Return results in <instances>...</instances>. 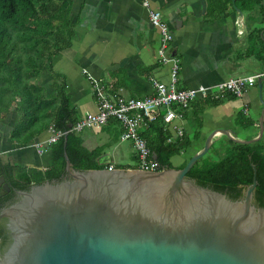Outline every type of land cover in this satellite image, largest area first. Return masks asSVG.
Wrapping results in <instances>:
<instances>
[{"label": "water", "instance_id": "1", "mask_svg": "<svg viewBox=\"0 0 264 264\" xmlns=\"http://www.w3.org/2000/svg\"><path fill=\"white\" fill-rule=\"evenodd\" d=\"M257 84L258 137L215 129L182 169L77 171L65 154L69 180L16 191L0 176V187L21 197L0 211L11 237L0 264H264V210L252 205L256 167L242 201L187 178L216 135L240 144L262 138Z\"/></svg>", "mask_w": 264, "mask_h": 264}, {"label": "crops", "instance_id": "2", "mask_svg": "<svg viewBox=\"0 0 264 264\" xmlns=\"http://www.w3.org/2000/svg\"><path fill=\"white\" fill-rule=\"evenodd\" d=\"M224 1L152 0V8L162 12L174 36L171 53L181 63L179 87L212 86L229 78L260 74L264 102V0L261 9L237 10L228 17L218 7ZM72 20L76 23L72 47L53 59V70L66 77V92L79 118L97 110L92 79L104 84L108 96L124 99L150 97L155 93L154 81L169 82L170 64L159 57L160 34L149 23L141 0H74ZM53 84V75L43 72L41 85L50 98L56 97ZM259 95L257 85L240 99L225 95L218 104L196 101L189 111L192 119L202 120L198 135L205 141L213 130L226 129L237 139L257 138L263 111ZM16 108L0 124V157L21 168L46 170L50 151L41 153L35 144L50 137L49 129L32 145L12 140L11 131L21 118ZM189 128L181 130L185 139L194 134ZM242 129L248 132L240 136L237 132ZM113 133L114 125L109 124L81 136L88 149L104 152L101 159L108 168L127 169L115 165L113 157L121 151L108 150ZM223 136L216 135L212 145Z\"/></svg>", "mask_w": 264, "mask_h": 264}, {"label": "trees", "instance_id": "3", "mask_svg": "<svg viewBox=\"0 0 264 264\" xmlns=\"http://www.w3.org/2000/svg\"><path fill=\"white\" fill-rule=\"evenodd\" d=\"M73 4L74 0H0V124L16 106L21 118L10 137L17 143L32 145L51 126L67 135L66 144L64 135L49 149L50 161L46 170L21 168L0 157V176L5 177L12 190L29 191L35 185L62 181L67 176L65 154L77 171L108 168L101 159L104 152L99 148L88 149L82 136L73 131L72 127L79 119L78 111L66 92V77L53 70V59L70 49L75 38ZM218 7L228 17L230 12L237 10L245 13L261 9L263 3L262 0H225ZM45 71L54 77L55 98L47 96L41 85ZM210 100L218 104L222 98L202 101ZM163 115L161 111L158 119L149 124L141 135L161 168L179 170L187 162L173 167L170 160L185 143L184 134L174 135L166 127ZM112 123L116 122L109 124ZM223 138L225 143L221 146V139L212 145L188 172L187 178L202 187L227 191L235 199L243 188L253 183L255 166L258 184L254 195L256 201L264 205V135L252 144ZM13 196V191L7 193L0 187V211ZM5 231L4 224L0 223V237Z\"/></svg>", "mask_w": 264, "mask_h": 264}, {"label": "built area", "instance_id": "4", "mask_svg": "<svg viewBox=\"0 0 264 264\" xmlns=\"http://www.w3.org/2000/svg\"><path fill=\"white\" fill-rule=\"evenodd\" d=\"M141 5L148 11V21L158 30L161 38L159 57L162 63L170 64L169 82L154 81V95L142 99H124L110 97L106 87L98 80L92 79L94 96L96 99V112H86L72 127L73 131L80 134L86 129H101L111 121H115L121 130L122 142H129L137 155L138 169L144 171L164 170L161 168L142 131L155 122L161 111L164 112L165 124H171L183 117L182 111L189 108L192 102L204 99L218 100L227 94L240 99L244 93L255 86L262 75L256 74L244 77L229 78L224 82L212 86H198L184 89L179 87L180 60L171 53L174 36L169 25L164 21L163 14L152 8V0H141ZM50 137L45 142L36 143L35 147L43 153L56 144L65 135L49 128ZM182 135V131H178ZM108 169H113L109 167Z\"/></svg>", "mask_w": 264, "mask_h": 264}, {"label": "rangeland", "instance_id": "5", "mask_svg": "<svg viewBox=\"0 0 264 264\" xmlns=\"http://www.w3.org/2000/svg\"><path fill=\"white\" fill-rule=\"evenodd\" d=\"M72 102V101H71ZM196 102H192L191 105L189 106L188 109L182 111L183 117H177L175 121H173L171 124H166V127L170 128L172 130V133L176 135L178 131L182 130L183 128H189L191 129L192 133L194 134H189L188 137L185 139V143H183L180 146V151L175 154L170 162L173 167H178L186 162H188L202 147L204 144L203 141V136H199L198 133L201 132V122L199 119H192L193 115L192 112L189 110L193 107V105ZM198 118V117H197ZM200 118V117H199ZM217 120V119H216ZM200 121V122H199ZM114 125L115 133L111 134L110 138L111 141L113 142V145L108 149L112 151V153H117L120 152L119 157H113L114 162L116 166H129L132 169L136 168L138 169V161H137V155L136 153L130 149V143L129 142H122L120 138V128L117 123H112ZM105 127V126H104ZM94 130H99V129H86L84 131L85 134L88 132H93ZM248 131L246 129L239 130L237 132L238 135H246ZM226 139L222 138L221 141V146L223 145L222 143H225ZM110 158V156L105 157ZM105 159V160H106Z\"/></svg>", "mask_w": 264, "mask_h": 264}, {"label": "flooded vegetation", "instance_id": "6", "mask_svg": "<svg viewBox=\"0 0 264 264\" xmlns=\"http://www.w3.org/2000/svg\"><path fill=\"white\" fill-rule=\"evenodd\" d=\"M63 180H69V178L66 176ZM192 181H194V182L196 183L195 180H192ZM196 184H197V183H196ZM201 187H202V186H201ZM204 188H208V187H204ZM246 188H247V187H246ZM246 188H243V189L241 190V195H239V196L236 197L235 199H232V198L230 197L229 193H227V191L219 192V191L213 190V189H211V188H208V189H210V190H212V191H215V192H218V193H221V194L225 195V196H226L229 200H231V201H242L243 198H244L245 192H246ZM7 193H11V192H7ZM20 198H21V197H20L17 193H14V196L12 197V199H11L10 201H8L6 207L9 206L10 204H12V203H14V202L20 200ZM252 205H253L256 209H262V210H264V205H262V204H260L258 201H256L255 195H254V197H253ZM0 223L4 224L5 229H6V221H5V219L0 220ZM3 242H4V245L1 246ZM10 243H11V237L8 235V232H7V230H6L3 234H1V237H0V256L3 255V253H5V251H6L7 248L9 247Z\"/></svg>", "mask_w": 264, "mask_h": 264}]
</instances>
